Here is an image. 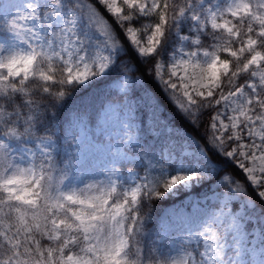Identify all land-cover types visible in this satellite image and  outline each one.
<instances>
[{
	"label": "snow or ice",
	"instance_id": "6c2138e0",
	"mask_svg": "<svg viewBox=\"0 0 264 264\" xmlns=\"http://www.w3.org/2000/svg\"><path fill=\"white\" fill-rule=\"evenodd\" d=\"M137 57L235 165L210 211L149 223L167 190L215 169L129 166L148 158L130 120ZM109 76L100 111L74 107L77 130L58 129L81 87ZM177 148L169 139L162 156ZM0 264H264V0H0Z\"/></svg>",
	"mask_w": 264,
	"mask_h": 264
},
{
	"label": "trees",
	"instance_id": "16d2710c",
	"mask_svg": "<svg viewBox=\"0 0 264 264\" xmlns=\"http://www.w3.org/2000/svg\"><path fill=\"white\" fill-rule=\"evenodd\" d=\"M130 48V46H129ZM137 63L140 65L139 70L142 74V79L139 84L133 83L131 87V95L134 98L135 103L138 105L137 112L139 115L140 126V140L142 147L147 151L148 158L137 160L135 164L129 165L135 167L138 170H142L148 167V159H151L157 167L150 169L153 174L160 175H173L176 172V163L165 159L162 156L163 139L161 134H154L150 131L151 125L147 122L148 115L157 116V118H164L167 124L174 127L176 131L181 130V135L192 140L191 145L195 150L204 151V157L200 158V162L204 164L212 163L215 172L209 179H202L198 184L192 185L188 191H177L179 196H174L171 193L165 192V194L159 197L151 209L150 224L158 225L159 213L163 208L169 206L171 203L181 200L183 196L193 195L198 198L207 197L215 191H224V188L219 185V180L222 179L224 171L228 168H234L235 165L225 157L221 156L204 140L199 129H197L190 120L182 114L167 98V96L159 90L158 83L150 77L144 70L143 64L140 63L137 57ZM103 78H97V82L94 85L85 84L81 87L80 91L76 93L61 110L60 123L58 129H64L66 131H76L77 124L72 119L71 112L74 107H88L93 114L98 113L102 107L103 88L109 85L114 80L109 76L107 80H103V84L99 83ZM59 134V132L57 133ZM210 155H215L217 159H209ZM143 175V172H140ZM216 187H213V185ZM242 194H236L237 201L235 206L239 203V197ZM159 226V225H158ZM174 242L173 247H181L182 245L172 239ZM171 240L169 241V243ZM170 245V244H169ZM170 249V248H169ZM170 251V250H169ZM169 253V252H168ZM167 253V254H168Z\"/></svg>",
	"mask_w": 264,
	"mask_h": 264
},
{
	"label": "rangeland",
	"instance_id": "374dc122",
	"mask_svg": "<svg viewBox=\"0 0 264 264\" xmlns=\"http://www.w3.org/2000/svg\"><path fill=\"white\" fill-rule=\"evenodd\" d=\"M114 80L112 81V83ZM134 111H132L130 115V120L133 123V131H139L140 132V124H139V115L140 113L137 112L138 105L135 103L133 105ZM125 112L128 111L127 108L124 109ZM123 119V117H122ZM151 125V127H158L159 128V134L164 136L163 139V149L167 145V142L169 139H173L177 142L178 145H184L186 144V147L188 151L185 153L183 151V148H177L176 151V158L175 159H169L170 161H173L176 163V172L177 173H191L195 171H201L203 169H213L212 163L209 162L208 164H204L200 162V158L204 157V151L200 150L197 151L194 149V147L191 145L192 140L190 141L185 138L183 135H181V130L178 129L176 131L173 126L170 124H167V121H165L164 118L160 117L157 118V116H152L151 114L148 115L147 122ZM168 129H171L172 131L169 132ZM91 131V129H90ZM155 134V133H154ZM162 149V151H163ZM168 160V159H167ZM87 175H99L98 171L95 170H89V172L86 173ZM123 179L127 180L128 183H133L134 180L129 179L128 177H123ZM202 179H196L194 178L193 181H189L186 183L175 185L172 189L167 190V193H171L174 196H179L177 194V191H188L192 185L198 184ZM222 193L223 191H215L214 193ZM213 195L210 194L207 197L198 198L196 196H183L181 200H178L174 203H171L170 206H167L163 208V210L159 213V219H158V225H160L162 222H164L167 218L172 216L173 213L178 212H191L193 208H199L201 213H204L206 211L211 210L212 201L209 199ZM237 199H234L232 201L233 207H239V203L237 206H235V202ZM199 224H200V217L193 218L191 224L189 226H185L184 230L177 231L173 234V238L175 241H178L181 245L186 241V238L191 232H195L199 230ZM170 251L168 255H178L181 251V247H173L174 242L171 240L169 243ZM257 261L259 262L261 260V256L259 254V249H257Z\"/></svg>",
	"mask_w": 264,
	"mask_h": 264
}]
</instances>
